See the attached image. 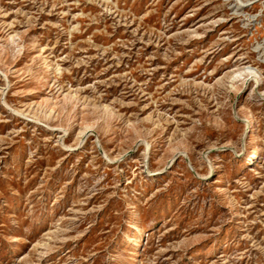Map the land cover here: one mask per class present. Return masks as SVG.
<instances>
[{"label":"rangeland","instance_id":"374dc122","mask_svg":"<svg viewBox=\"0 0 264 264\" xmlns=\"http://www.w3.org/2000/svg\"><path fill=\"white\" fill-rule=\"evenodd\" d=\"M0 264H264V0H0Z\"/></svg>","mask_w":264,"mask_h":264},{"label":"bare ground","instance_id":"6f19581e","mask_svg":"<svg viewBox=\"0 0 264 264\" xmlns=\"http://www.w3.org/2000/svg\"><path fill=\"white\" fill-rule=\"evenodd\" d=\"M248 69H251L250 67Z\"/></svg>","mask_w":264,"mask_h":264}]
</instances>
